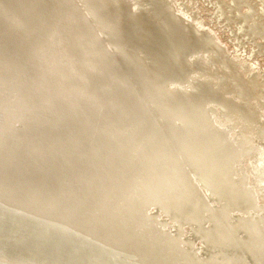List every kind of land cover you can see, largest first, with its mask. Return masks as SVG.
Segmentation results:
<instances>
[{
    "label": "bare ground",
    "instance_id": "6f19581e",
    "mask_svg": "<svg viewBox=\"0 0 264 264\" xmlns=\"http://www.w3.org/2000/svg\"><path fill=\"white\" fill-rule=\"evenodd\" d=\"M66 1L0 0V17L4 19H0V264H45L46 258L50 256L57 258L62 264H118L119 259L115 255H109L108 252L112 251L111 248H118L120 245L117 244L121 243L127 244L131 256L137 258L133 263L125 259L123 264H142L141 262L144 261H147L144 264H169L161 257L154 256L152 249L146 247L143 240L142 243L141 240L131 236L132 231L129 234V227L123 228L125 225H120L118 221L119 213L113 209L125 207V204H123L125 202L123 198L113 202L114 198L123 197L131 189L141 185L140 204L152 201L155 206H169L167 211L171 215L194 208L193 202L185 201L179 195L185 183H176L175 187L171 184L168 190L165 189V183L163 182L166 181L163 176L165 167L156 168L154 174H149L155 162L157 165L160 164L159 162L170 152L176 151L177 141L180 140L182 144L181 153L182 156L184 155L185 163H189L193 167V170L209 186V189L214 191L216 195L223 196L222 199H225V203H222L221 207L228 209L235 206L234 202L239 201L237 198L243 192L231 180V169L236 157V150L229 144L230 138L223 129L217 131L218 133H210L213 129L200 118L204 114L201 109H197L198 106L194 103L193 95H184L176 99L177 101L174 104L171 102V107L164 111V118L167 120H164L166 122L165 126H163L164 124L159 125L158 121L160 120H157L159 117L156 114L150 116L146 113L141 118L135 117L136 113L142 111V109H136L140 104V94L139 98L134 96V90L129 85L132 83H129V80L131 81L132 74L139 76V70L141 69L138 68L135 52L133 54L127 53L126 56L124 48H121V43L126 44L130 43L131 39L136 40L139 44L137 46L136 42L134 43L136 46L133 47L136 50L140 49V46L143 45L141 39H144V35L141 34L142 30L140 31V27L144 24L142 23L143 19L146 20L144 14L143 17H137V21L139 20L140 23H135V27L129 28L131 29L129 30L123 24L121 25V22L118 21L119 18L117 19V16L120 17L122 10L119 8L111 10L110 8L106 12L103 5L105 3H107L106 6L108 5L107 0H83L89 4L92 13L99 12L96 17L103 19L104 27L110 29L108 33L103 34V39L110 44L115 54L108 52L96 53L86 60H81L75 67V71L82 75L81 78L77 77V80H72L70 74L61 71L60 61L63 57L80 58L85 52H91L101 43L100 39L90 35L89 21L81 19L83 14L78 7L68 10L61 17L56 15L59 8L65 7ZM80 1L82 3V0ZM158 2L159 0H155L151 3V6L155 9L156 18H158L155 24L156 30L163 32L170 29L168 34L165 33V41L172 42L173 39L180 37V39L183 38L180 45L178 44L181 47L195 45L194 43L198 44L200 42L198 36L193 37V33L192 35L190 33L187 38L186 28L181 23L177 22L173 16L166 14L165 11L159 12L156 10ZM153 4L155 5L153 6ZM113 5L111 4L110 7H113ZM137 11H139V8ZM145 14L147 15V13ZM91 19L93 20L92 17ZM101 32H103L102 29ZM56 34L60 35L54 40ZM20 36H23V40L17 41L16 39ZM150 37H152L151 34L148 40H150ZM171 42L170 44H172ZM160 46L162 50L163 45L160 44ZM160 46L156 45L158 48ZM115 47L119 48L116 52ZM6 48L9 49L10 54L6 53ZM48 50L53 52L49 53ZM151 50H153V47ZM169 53L173 54L172 52ZM117 65L123 69L122 72L117 70ZM99 68L101 74H96ZM124 70H128V72ZM144 76L143 71L140 72L139 78L142 79ZM110 77L116 79L118 83L106 84ZM134 86V88L139 89L137 85ZM86 88H88L90 103L85 97L83 99L81 96V99L75 96L77 93H83ZM147 90L146 85V94L149 92ZM122 115H127V117L121 122L123 131H120V127L119 129L116 128V123H119ZM122 117L124 119V116ZM175 119L179 121L178 124L173 122ZM160 122L162 124V120ZM154 150L159 152L155 158L152 154ZM169 165L172 166L174 163ZM104 192L108 196V200L96 205V198L102 196ZM70 199L74 203L72 207L76 210L80 209V213L88 212L87 215L91 217V220L107 211L106 219L101 223L97 221L93 223L89 218L86 221L81 218L78 228L76 226L72 230L65 231L64 236L58 234L61 231L60 228V231L58 230V223L65 215L62 212L61 214L55 212L56 215L48 212L50 209L58 210V206L60 207L64 200L68 201ZM96 203L98 202L96 201ZM63 208L62 211L65 209ZM190 213H192V210ZM37 215L43 216L39 221L42 218L45 219V223L43 222L45 226L42 229H36L35 227L37 231L33 232L36 234L35 237L40 239L31 237L32 239L29 240V232L26 227L28 240L25 239L24 243L20 240H11L10 242V235L15 229H12L14 220L18 217L28 220ZM244 217L245 219L241 220L244 221L245 225L261 222L248 216ZM37 218L39 219V217ZM257 219L261 220L262 218ZM64 220H66V217ZM33 222L30 223L34 224ZM221 223V221L213 222L212 229L214 232L221 234L224 231L223 227L225 225L222 226ZM31 224L30 226H32ZM22 226L24 227V225ZM139 227L141 228V225ZM33 228L32 226V230H34ZM226 230L225 234L228 240L225 238L224 240L228 241V245H225L227 247L224 246L226 250L223 251L231 255L225 257V252L223 253L224 256L219 253L224 257H221L222 264L250 263H246L245 249L257 252L256 257L254 256V262L250 264H264V247L261 245L262 243L255 241L258 239L254 231L250 229L246 244L244 247H239L235 245L236 240L230 227ZM99 232L101 238L98 237L99 234L97 233ZM16 233L19 235V231ZM24 235L23 238L26 237ZM41 235L45 237V241L41 239ZM115 235L116 237H113ZM199 236L201 238L203 233L198 232ZM20 237L22 236L20 235ZM106 237H109L113 242L103 239ZM146 237L147 235L144 238ZM210 237H213V235ZM82 238H88V240ZM78 239L79 243L85 246L83 250L81 248L82 251L77 248ZM261 241H264V236ZM21 244V248L14 250L17 245ZM210 245L211 240L210 243L206 244V249ZM174 246L177 248L176 245ZM165 252L167 253V250ZM259 252L260 254H258ZM259 256L261 257L258 258ZM201 257L203 258V255ZM209 257L210 261L211 256ZM214 257L216 258V256ZM214 257L212 256L213 259ZM204 258L207 259L208 257ZM213 262L216 263L217 261ZM203 264L208 263L203 261Z\"/></svg>",
    "mask_w": 264,
    "mask_h": 264
},
{
    "label": "rangeland",
    "instance_id": "374dc122",
    "mask_svg": "<svg viewBox=\"0 0 264 264\" xmlns=\"http://www.w3.org/2000/svg\"><path fill=\"white\" fill-rule=\"evenodd\" d=\"M154 1L155 0H107L108 5L106 6L107 3L103 5L104 9H106V12H108L110 8L111 10L118 9V8L122 10L123 14L122 12L120 14V17L122 18L117 16V19L119 18L120 20L118 21H120L121 25L123 24V26L127 29L129 28L132 29L133 27H135V23L137 22L140 23L139 20L137 21L138 16H142L144 14L146 18V20L143 19L142 23L144 24L143 25L141 24L142 26L140 27V31L142 30L141 34L144 35V39H141L143 45L140 46V49L136 50L133 47L135 45L134 43L137 42L136 40L131 39L130 43H126V44L121 43V48H124L126 56H127V53L128 54H133L134 52L136 53V54L134 53V55L136 56L137 61H138V68L141 69L139 70V76H140V72L142 71L145 74V76L142 79H140L139 76L135 74L131 75L132 76L130 77L131 81L128 79L129 83H132L129 85L131 89L134 90L133 91L134 96L139 98V94H140V98H139L140 107L137 106L138 108L136 107V109L138 110L142 109V111L136 113L135 117L138 116L139 118H141L142 115H146V113L149 114L150 116L151 115L155 116L156 114L157 117L160 118V119L157 118V120H160V121L162 120V124L160 121H158L159 125L162 126L164 124L163 126H165L166 124L165 121L167 120L164 118V113H165L164 111H166V109L171 107L170 104L172 103L174 104L177 101L176 99L184 95H191V96L193 95L192 97L194 98V103L195 105L198 106L197 109L199 110L201 109L204 114V116L200 118L203 119L205 123L209 124V126L212 127L213 129V131H211L210 133H216L217 131L219 132L220 129H223L225 131V134L229 136L230 139L228 142L236 150V153H235L236 157L234 158L235 163L233 162L232 169H231V180L233 183H235L237 187L242 189L243 192L240 194L239 198H237L239 199V201L237 203L234 202L235 206H232L228 209L222 208L221 206L225 203L224 202L225 199H222L223 196L221 195L218 196L216 195L214 191L209 189L208 188L209 186L206 185L204 181L199 177V175L193 170V167L189 163H185L184 155L182 156V153H181L182 144H181V141L178 140L177 141L178 147L176 148V151H174L173 153L170 152L164 159H162V161H164L165 163L164 162L162 163L161 161L159 162L160 164H158L159 165L158 166L157 163L155 162V164L153 165V169H151V172L149 174H154L156 172V168L165 167V172L163 173L164 174L163 176L165 177L166 181H163V182L165 183L164 187L167 190L171 186V184L173 187H175L176 183H182V184L185 183L184 188L180 192L179 195L181 196L183 200L193 202L195 207L191 208L192 213H190L191 210L188 209V210H185L184 212L182 211V212H178V214L171 215L167 211V208L169 206H166V207L158 206V205L155 206V203L152 201H149V202L147 201V202L140 204L139 203L140 193L142 189L141 185H138L137 187L131 189L127 193L129 195L125 194L123 197L114 198L113 202L119 201V199L121 200V198H123L124 200L123 199L122 200L125 202L123 203L125 204L124 205L125 207L123 208L117 207V209L114 208L113 210L119 213L118 221L120 225L121 226L125 225L123 226V228L129 227L128 228V230H130L129 234L132 231L131 236L135 237L138 240H141V242L143 240L144 243L143 242L142 243L146 247L152 249V254L154 256L161 257L163 260H165L169 264H186V263L187 264H195V263L203 264V261H206V263L208 264H210L211 262H212L211 264H217L220 262H221L220 264H222V258H224L223 257L224 254H225V257L226 255H231L223 251V250H226L224 248L227 247L225 245L228 243V241H226L228 240V238L226 237V234H225L227 231L226 228L228 229L230 227L232 231V235L234 233V239L236 240L235 241L236 246L244 247V245L246 244V241L248 240L247 235L249 231L252 230L257 234V239L259 240V241L258 240H255V241L259 242L260 244L262 243L261 245L264 247V243H263L264 241L263 242L261 241L262 237L264 236L263 235L264 234V181H263L264 180V139H263L264 138V130H263L264 129V0H159L157 4L158 7L156 9L157 11L159 12L165 11L166 14L170 15L171 17L173 16V18H175L177 22L181 23L186 28L187 38L190 35V33L191 35L193 33V37L198 36L200 38L199 39L200 42H198V44L194 43L195 45H190L191 47L190 46H187V47L179 46L181 41L183 40V38L180 39V37L177 38L178 40L173 39L172 42L165 41V37H164L166 35L165 33L168 34L170 32V29H166L163 32L156 30L155 24L158 18H156L155 9L151 6V3H153ZM162 1H164L165 3ZM118 2L121 4H119ZM110 3L112 5L114 3L115 4L113 5V7L112 6L110 7L111 5ZM154 5L155 4H153V6ZM75 7H78L81 13L84 15V16L83 15L81 16V19L83 20L87 19V21H89L88 27H89L90 35L100 39L101 43L99 44L100 46L96 47L91 52H85V54L81 56L80 58L63 57V59H61L60 61L61 71H63L64 73L70 74L72 76L71 77L72 80H77L78 78L82 77V75L78 71H75V67L78 65L79 62H81V60L82 61L86 60L96 53L99 54L102 52H108L110 54H115L110 44H108V42H105L103 39V34L108 33L110 29H108V27L106 28L104 27L105 25H103V19L96 17L99 15L98 11H96L95 13H92L90 11L89 4L87 2H84L83 0H82V3L80 0H67L65 2V7H62L61 9L59 8L56 15L61 17L62 15L66 14L68 10L73 9ZM138 8H139V11H137ZM140 9H143L144 11ZM145 13H147V15ZM91 17L93 18V20L91 19ZM0 19L2 18L0 17ZM95 27L97 28L95 29ZM101 29L103 32H101ZM150 34L152 37H150V40H148ZM59 35L60 34H56V36L54 37V40L57 37H59ZM20 37H21V40H20ZM20 37H18L16 40L22 41L23 36H20ZM157 38L159 41L157 40ZM143 42L145 43V45ZM170 42L172 44H170ZM127 44L130 46H128ZM137 44L139 43L137 42L136 45ZM154 44L155 46H153ZM160 44L163 45L162 48L165 49L164 52H163V49L161 50ZM108 45L112 49L111 51L109 50L110 48ZM156 45H158V47L160 46V48L156 47ZM164 46L166 47L164 48ZM152 47H153V50H151ZM127 48H130V49H127ZM114 49L116 52V50L119 48L115 47ZM48 51L49 53L53 52L52 50H48ZM169 52H172L173 54ZM6 53L10 54L9 49L6 50ZM11 54H14V53H11ZM179 57L180 59L178 60ZM173 65L174 67H172ZM117 70L119 72L123 71V69L119 67V65H117ZM124 71L128 72V70H124ZM96 74H101L100 68L97 70ZM113 82L118 83L116 79H113L110 77L106 81V84H111ZM134 85H137L139 89L134 88L135 87ZM146 85L148 89L147 92L149 91L147 93L148 95L146 94ZM141 86H144V87H141ZM88 95H89L88 88H86V90L83 93H77V95L75 96H78L80 98L82 96L83 99L85 97V99L87 98L86 100L88 101V103H90V97H88ZM161 100L163 101L162 102L163 104L161 103ZM122 116H124V119ZM122 116L120 117L119 123H116V126H117L116 128L119 129L120 127L119 129L120 131H123L121 122L126 119L127 115H122ZM173 122L176 124L179 123V121H177L176 119L175 121L173 120ZM260 126H262L263 129ZM236 144L237 145L239 144V145L237 146ZM158 153H159L158 151H155V150L153 151L152 154L154 158L158 155ZM170 163H174V165L171 166L169 165ZM179 175L180 176L182 175L181 176L182 178ZM189 180L192 182L190 183ZM260 186H261V189H260ZM105 194L106 193L104 192V194L102 195L103 197L100 195L99 197H97L98 199L96 198L95 200L96 205H100L108 200V196ZM56 195H59V194H56ZM70 200L68 201L64 200V203H62L60 207L58 206V210L50 209L48 212L49 214L53 213L54 215L61 214L62 212V214L65 215L66 220H64L65 218L64 217L58 223V230L60 231L61 229V231L60 232L57 231V232L58 234H63L62 236H64L65 231L67 232L69 230H72L76 226L78 228V225L82 219L86 221L89 218L91 220V217L87 215L88 212L80 213L81 212L80 209L76 210V208L72 207L73 206L72 204L74 203L72 202V200L71 201ZM96 201L98 203H96ZM62 208L64 209L63 211H62ZM65 210H66V213H65ZM106 213L108 212L106 211L104 214L98 215L100 217L97 216V218H94V220L92 219L91 221L93 223H96V221L98 223L103 222V220L106 219ZM127 215L129 216L127 217ZM41 216L42 215H37L28 220L18 217L16 220H14L12 229L13 228L15 229H13L10 235V242L11 240L12 241L20 240V242L24 243L25 239L28 238L26 236L27 230L29 232L28 233L29 240L32 239L33 237H34L33 239H36V238L40 239L38 237H35L36 234L33 232L36 229H42V227L45 226L44 218H42V220L39 221L41 219ZM244 216L251 217L256 221H261V222L260 223L255 222L252 225H245L244 221L241 220V219H245ZM37 217H39V219ZM257 218H262V219L258 220ZM75 221L77 222L75 223ZM212 221L213 222L221 221L222 226L225 225V227H223V230L224 231L226 230L225 232L223 231L224 235L222 234L223 233L222 231H221L222 232L221 234L213 231ZM30 222H33L34 224H31ZM36 222L38 225L36 224ZM30 224L34 227L33 228L34 230H32V226H30ZM22 225H24V227ZM140 225H141V228L139 227ZM26 227L28 228L27 230H26ZM37 227H40V228H37ZM18 231H19V235L18 233H16ZM100 232L97 234L100 235ZM198 232L203 233V236L201 238L200 236L198 237ZM20 235L22 237H20ZM23 235L26 237L23 238ZM43 235H41L42 236L41 239L45 241L44 239L45 237ZM99 235L98 237L101 238V235L100 236ZM146 235L147 237L144 238ZM212 235L213 237H210ZM113 237H116V235ZM217 237L219 238L216 239ZM221 238L223 239L221 240ZM224 238L226 240H224ZM82 239L80 240L83 241ZM103 239H106V241H111V243L113 242V240L109 239V237H106ZM84 240L87 241L88 238ZM210 240H211V245L209 248L206 249V244L208 242L210 243ZM166 243H167V247H166ZM117 245H120V246H118V248H111L112 251H109L108 253L109 255H115L116 258L119 259L118 264H123L125 262V259L129 260L128 262L130 263H133L134 261H136L137 258L135 256H131V254L129 253V246L127 244L125 245V243H121ZM174 245H176L177 248ZM21 247H22V244L17 245L14 250H18ZM84 247L85 246L79 243V239H78V247H77L78 250L79 249L81 250V248L83 250ZM165 250H167V253L165 252ZM244 252H245L246 263L248 262L253 263L257 252H254L252 250L249 251V249H245ZM250 252H253V253H250ZM219 253H222L223 256L219 255ZM189 254L190 256H188ZM258 254H260V252ZM201 255H203V258L201 257ZM209 256H211V259H212V260L210 259L211 262L209 261V258H210ZM212 256L213 257L216 256V258L218 257L219 261H218V258L216 259L214 257L213 259ZM50 257L46 258L45 264H48V263L49 264H55V263L62 264L61 261H59L57 258H54L53 256H50ZM204 257H208V258L206 259ZM260 257L261 256H259L258 258ZM213 261L215 262L217 261V262L214 263ZM145 262L147 261H144L141 263L144 264Z\"/></svg>",
    "mask_w": 264,
    "mask_h": 264
}]
</instances>
